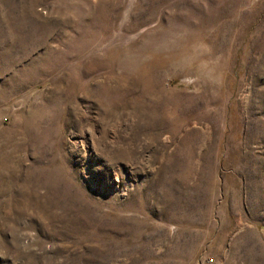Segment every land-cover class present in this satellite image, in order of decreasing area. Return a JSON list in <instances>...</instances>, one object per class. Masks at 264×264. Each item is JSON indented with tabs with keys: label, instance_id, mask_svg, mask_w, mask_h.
I'll list each match as a JSON object with an SVG mask.
<instances>
[{
	"label": "rangeland",
	"instance_id": "1",
	"mask_svg": "<svg viewBox=\"0 0 264 264\" xmlns=\"http://www.w3.org/2000/svg\"><path fill=\"white\" fill-rule=\"evenodd\" d=\"M0 264H264V0H0Z\"/></svg>",
	"mask_w": 264,
	"mask_h": 264
}]
</instances>
